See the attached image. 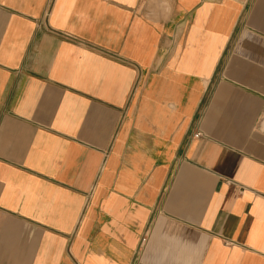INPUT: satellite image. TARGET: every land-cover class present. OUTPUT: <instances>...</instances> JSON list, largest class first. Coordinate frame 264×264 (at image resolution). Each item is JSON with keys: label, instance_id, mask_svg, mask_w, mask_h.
Returning a JSON list of instances; mask_svg holds the SVG:
<instances>
[{"label": "crops", "instance_id": "crops-1", "mask_svg": "<svg viewBox=\"0 0 264 264\" xmlns=\"http://www.w3.org/2000/svg\"><path fill=\"white\" fill-rule=\"evenodd\" d=\"M0 264H264V0H0Z\"/></svg>", "mask_w": 264, "mask_h": 264}, {"label": "built area", "instance_id": "built-area-1", "mask_svg": "<svg viewBox=\"0 0 264 264\" xmlns=\"http://www.w3.org/2000/svg\"><path fill=\"white\" fill-rule=\"evenodd\" d=\"M193 136H194V137H197V136H198V134H197V133H195V134H193Z\"/></svg>", "mask_w": 264, "mask_h": 264}]
</instances>
